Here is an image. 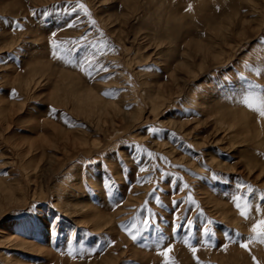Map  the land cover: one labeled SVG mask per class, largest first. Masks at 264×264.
<instances>
[{
  "label": "rangeland",
  "instance_id": "obj_1",
  "mask_svg": "<svg viewBox=\"0 0 264 264\" xmlns=\"http://www.w3.org/2000/svg\"><path fill=\"white\" fill-rule=\"evenodd\" d=\"M0 264H264V0H0Z\"/></svg>",
  "mask_w": 264,
  "mask_h": 264
}]
</instances>
